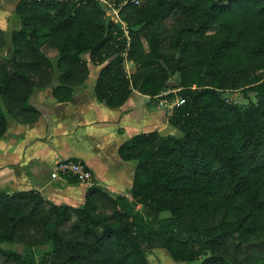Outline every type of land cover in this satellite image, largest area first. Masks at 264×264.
Listing matches in <instances>:
<instances>
[{
	"label": "trees",
	"instance_id": "trees-1",
	"mask_svg": "<svg viewBox=\"0 0 264 264\" xmlns=\"http://www.w3.org/2000/svg\"><path fill=\"white\" fill-rule=\"evenodd\" d=\"M13 16L0 137L8 117L35 121L37 89L72 102L90 68L89 94L108 109L133 92L182 103L167 133L118 145L135 162L124 195L93 178L78 206L0 192V264H148L156 249L180 264H264V0H18Z\"/></svg>",
	"mask_w": 264,
	"mask_h": 264
},
{
	"label": "crops",
	"instance_id": "crops-1",
	"mask_svg": "<svg viewBox=\"0 0 264 264\" xmlns=\"http://www.w3.org/2000/svg\"><path fill=\"white\" fill-rule=\"evenodd\" d=\"M17 1L0 0V31L7 39L2 54L8 49L11 30L6 31L1 17L10 13L13 18V7ZM95 76L96 72L91 68L85 86L75 92L74 99L77 96L80 98L72 104L55 103L48 88L46 103L49 107L43 109L30 102L32 98L38 103L34 97L44 89L35 90L28 101L38 112L32 123L22 124L6 118L5 132L0 137V192L34 191L53 203L78 206L86 186L49 178L56 161L76 159L91 171L98 185L115 194L111 190L116 188L99 182L106 180L113 171H118L113 152L116 153L118 145L128 137L139 132L160 131V127L155 117L156 110H152L155 113L151 114L149 110H141L135 119V110H113L95 103L85 91L89 90ZM84 100L91 101L76 110V106ZM66 104L70 106L66 108ZM69 147L74 150L72 153ZM58 200L61 202L58 203Z\"/></svg>",
	"mask_w": 264,
	"mask_h": 264
},
{
	"label": "rangeland",
	"instance_id": "rangeland-1",
	"mask_svg": "<svg viewBox=\"0 0 264 264\" xmlns=\"http://www.w3.org/2000/svg\"><path fill=\"white\" fill-rule=\"evenodd\" d=\"M12 1L14 2L16 0H11V2ZM106 14L111 16V18H114V11H112L110 9L106 10ZM1 22L3 23L2 25L4 26L6 31H9V30L16 28V20H15L14 16L12 18L10 13L3 15L1 17ZM123 65H124V68L126 71H128V69L131 68V66H132L128 62H124ZM94 71H95V69H94ZM85 91L87 93H89V90H85ZM48 93H49L48 88H45L41 94H39L37 97H34V99L37 98L38 103H35V101L32 98H31L30 102L35 104L36 106H39V107L45 109V108L49 107V105L46 103V97H47ZM163 95L164 94H162V96ZM79 98L80 97L77 96L75 99H73L72 102L73 103L76 102ZM226 98L229 101L236 102L239 104H244L246 102L245 100H243L241 98V95L238 92L228 93V94H226ZM129 100H130L129 104L126 107H124V109L125 110H135V114L133 115V117L135 119L137 118V115L140 114L139 112L141 110H149L148 111L149 114L155 113V112H152V110H156L157 115H155V117H156L157 122L159 124L161 133H167L168 132V128L166 125L167 115L169 114V111L171 110L172 106H174L176 99L174 101H172L171 103H166L163 100L157 101L156 99H152L151 101H148L147 97L142 96L136 92H133L132 95L130 96ZM90 101L91 100H84L81 104L76 106L75 109L80 110L81 108H83V106H85ZM72 102H71V104H72ZM95 103H97V102L95 101ZM97 104H100V103H97ZM100 105H102V104H100ZM69 106H70L69 104L65 105L66 108H68ZM102 106L105 107L104 105H102ZM93 145H94V142H93ZM96 145H97V143L95 144V146ZM68 150H70L71 153L74 151L71 147H69ZM81 150L82 149H80V151ZM113 156H114V161L117 164L118 171H113L112 173L109 174L110 176H107L106 180L105 179L103 181L99 180V182L101 185L105 186V184H108L112 188H116L114 190H111L115 194L124 195L127 192L128 188L130 187L131 176H132V171H133L134 166H135V162H133V161H128V162L121 161L117 158L115 152H113ZM90 164L92 165V163H90ZM96 169L99 170L98 166L96 167ZM107 172H109V171H107ZM60 202L61 201L58 200V203H60ZM165 217H166L165 215H161V218H165ZM44 250H45V248H42V249H38L37 252L33 251L32 253L33 254L34 253L35 254H41ZM147 261H148V264H180V263L172 262L164 251L158 250V249L153 250L150 254L147 255ZM199 261H200V259L197 261V263Z\"/></svg>",
	"mask_w": 264,
	"mask_h": 264
},
{
	"label": "built area",
	"instance_id": "built-area-1",
	"mask_svg": "<svg viewBox=\"0 0 264 264\" xmlns=\"http://www.w3.org/2000/svg\"><path fill=\"white\" fill-rule=\"evenodd\" d=\"M131 1L134 4H137V0ZM110 10L114 11L113 9ZM107 16L110 17L111 20L116 21V11H114V18H111V16L109 15ZM181 103L182 100L176 99L174 105H179ZM49 178L54 181L63 182L66 181V179H74L78 184L84 186H89L92 182L91 171L79 161H72L69 159H62L56 161L51 171L49 172Z\"/></svg>",
	"mask_w": 264,
	"mask_h": 264
}]
</instances>
